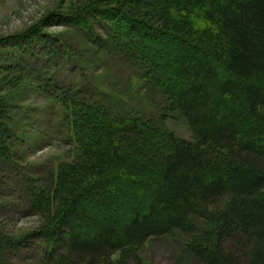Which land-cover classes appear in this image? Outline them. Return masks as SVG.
<instances>
[{
  "label": "trees",
  "instance_id": "1",
  "mask_svg": "<svg viewBox=\"0 0 264 264\" xmlns=\"http://www.w3.org/2000/svg\"><path fill=\"white\" fill-rule=\"evenodd\" d=\"M78 44L132 68L190 139L111 113ZM69 67L81 84L64 79ZM30 79L58 106L74 151L42 178L14 150L8 93ZM5 170L18 175L0 179L13 187L14 213L36 222L0 226V264L25 249L38 250L34 264H131L164 237L190 264H264V0H74L1 36Z\"/></svg>",
  "mask_w": 264,
  "mask_h": 264
},
{
  "label": "rangeland",
  "instance_id": "2",
  "mask_svg": "<svg viewBox=\"0 0 264 264\" xmlns=\"http://www.w3.org/2000/svg\"><path fill=\"white\" fill-rule=\"evenodd\" d=\"M72 1L74 0H0V37L12 35L35 24L58 3L67 6ZM48 30L58 35L70 34V30L58 27L51 26ZM99 34L104 36L102 32ZM75 48L80 56L77 62L84 65L83 73L95 84L98 98L111 113L117 116L136 113L139 118L151 120L154 126L166 128L181 138L190 139L182 117H162V97L147 82L141 80L132 68L119 58L111 56V60L105 50L90 44H78ZM76 70L73 72L69 67L66 71L63 69L61 74L66 81L79 85L82 80L76 75ZM8 95L15 97H12V103L18 106L13 114L14 140H18L14 149L17 150L16 159L25 166H30L34 176L39 178L55 169L59 163L70 161L74 151L71 142L66 139L65 128L61 125V113L53 103L54 100L43 94L42 88L31 79ZM17 176L6 170L0 172V179H13ZM10 186L11 183L5 186L0 183V222H3L0 226H5L8 230L35 226L34 217L14 213L16 206L11 197L13 187ZM38 254L36 249H25L16 256H10L8 263L34 264ZM140 257V261L131 264H190L188 256L182 252L181 243L165 237L145 243L140 249Z\"/></svg>",
  "mask_w": 264,
  "mask_h": 264
}]
</instances>
